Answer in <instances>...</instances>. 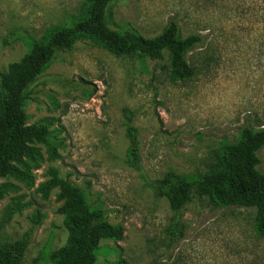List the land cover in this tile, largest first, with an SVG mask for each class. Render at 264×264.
Masks as SVG:
<instances>
[{"label":"rangeland","instance_id":"rangeland-1","mask_svg":"<svg viewBox=\"0 0 264 264\" xmlns=\"http://www.w3.org/2000/svg\"><path fill=\"white\" fill-rule=\"evenodd\" d=\"M86 0H0V73L29 40L70 24ZM175 21L181 38L202 42L186 54L188 80L161 60L116 56L91 40L57 51L30 86L28 123L43 121L56 156H39L23 178L0 179V245L20 241L22 264H51L67 239L58 190L41 186L55 168L88 204L123 230L103 240L95 264H264L255 209L217 207L193 191L170 208L164 182L192 180L218 163L243 127L264 124V0H112L109 27L159 35ZM132 148H136L133 155ZM264 174V147L257 152Z\"/></svg>","mask_w":264,"mask_h":264},{"label":"trees","instance_id":"trees-1","mask_svg":"<svg viewBox=\"0 0 264 264\" xmlns=\"http://www.w3.org/2000/svg\"><path fill=\"white\" fill-rule=\"evenodd\" d=\"M112 0H86L82 15L70 24L49 30L39 40H29L27 53L0 73V179L23 178V170L39 156L36 144L45 145L56 156L51 131L43 122L28 123L25 112L32 99L29 86L49 67L57 51L71 49L78 40H91L116 56L163 59L167 53L170 75L184 81L194 76L186 54L202 42L199 35L181 38L175 21L152 38L134 29L109 27ZM264 147V124L257 130L243 127L238 139L226 144L218 163L192 180H165L166 196L173 210H180L193 198V191L217 207L255 209L254 230L264 238V174L258 171L257 152ZM133 155L136 148H132ZM57 189L62 202L58 212L67 230L65 244L50 255L51 264H95L103 240L121 241L123 230L108 222L105 212L88 204L83 191L51 168L41 191ZM24 245L20 241L0 245V264H22ZM32 264H46L34 260Z\"/></svg>","mask_w":264,"mask_h":264}]
</instances>
